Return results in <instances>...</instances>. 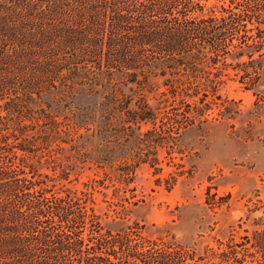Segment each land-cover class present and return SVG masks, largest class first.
Returning <instances> with one entry per match:
<instances>
[{
    "label": "trees",
    "instance_id": "16d2710c",
    "mask_svg": "<svg viewBox=\"0 0 264 264\" xmlns=\"http://www.w3.org/2000/svg\"><path fill=\"white\" fill-rule=\"evenodd\" d=\"M263 46L264 0H0V264H248L246 256L262 264L264 229L198 253L149 236L139 222L105 228L90 191L56 189L26 160L34 143L24 132L52 119L45 95L63 100L79 87H115L116 75L142 85L159 69L168 75L161 116L143 96L135 108L119 89L105 98L124 112L123 128L136 125V164L161 172L159 148L173 159L178 139L205 129L214 106L231 116L235 101L219 92L226 70L253 87ZM136 164L123 169L126 180ZM168 174L157 180L171 188L176 176Z\"/></svg>",
    "mask_w": 264,
    "mask_h": 264
},
{
    "label": "rangeland",
    "instance_id": "374dc122",
    "mask_svg": "<svg viewBox=\"0 0 264 264\" xmlns=\"http://www.w3.org/2000/svg\"><path fill=\"white\" fill-rule=\"evenodd\" d=\"M255 56L260 77L253 87L241 82L232 67L226 70L229 76L219 92L235 101L230 105L235 109L231 116L218 114L219 107L214 106L209 110L214 119L205 129L192 127L178 139L173 159L159 148L161 172L155 173L145 161L136 164L132 140L138 134L136 125L123 128L124 112L105 98L117 89L131 98L129 107L135 108L143 96L161 116L159 111L168 104L162 95L168 75L159 69H153L142 85L116 75L115 87L108 83L93 89L79 87L74 97L63 100L56 93L45 95L52 119L25 121L31 125L24 135L34 143V151L24 153L26 160L56 189L90 191L91 204L105 228L118 230L139 222L149 236L174 239L198 253L232 235L236 239L252 236L255 229H264V46ZM139 125L145 130L152 122ZM131 162L136 164L135 175L126 180L123 169ZM169 172L176 176L171 188L157 180ZM245 259L259 264L250 256Z\"/></svg>",
    "mask_w": 264,
    "mask_h": 264
}]
</instances>
